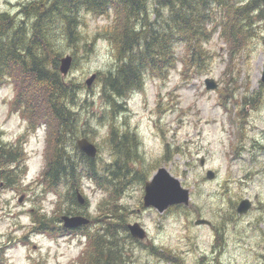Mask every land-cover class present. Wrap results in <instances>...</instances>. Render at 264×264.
<instances>
[{
	"label": "rangeland",
	"instance_id": "rangeland-1",
	"mask_svg": "<svg viewBox=\"0 0 264 264\" xmlns=\"http://www.w3.org/2000/svg\"><path fill=\"white\" fill-rule=\"evenodd\" d=\"M28 1L33 0H0V12L16 13ZM146 2L153 5L154 0ZM80 12L87 49H76V64L64 76L81 84L74 106L78 131L85 130L97 146L94 167L107 175L106 165L115 154L108 139V120L101 116L104 100L99 77L117 62L109 41L101 35L113 13L106 17L84 9ZM253 26L249 44L233 53L217 26L203 44L207 55L199 67H184L179 59L184 46L176 43L174 67L162 76L146 75L143 87L127 94L125 108L116 112V139L124 131L136 134V157L128 165L142 171L134 174L129 169L130 180H125L118 199L124 207L120 210L126 224L138 222L143 227L146 238L115 233L113 238L120 237L125 255L114 264H264V83L260 80L264 17ZM207 28H212L211 23ZM66 54L71 53L65 47ZM94 73L87 86L86 79ZM207 77L216 81L214 89L205 87ZM13 96L12 79L1 83V138L6 143L20 140L25 159L23 172L10 185L0 181V264H81L78 257L87 241L84 232L101 229L103 222L93 219L109 211L104 206L108 189L83 176V204L68 198L66 183L57 191H45L38 177L45 162L47 127L43 124L31 130L19 114L11 113ZM250 97H257V103L249 101ZM159 166L189 189L188 205L163 212L142 205L144 181ZM208 170L215 174L212 179L206 176ZM242 199H248L251 206L238 213ZM66 209L82 211L91 223L61 233L60 216ZM43 215L52 219L51 227L33 230L35 218Z\"/></svg>",
	"mask_w": 264,
	"mask_h": 264
},
{
	"label": "trees",
	"instance_id": "trees-1",
	"mask_svg": "<svg viewBox=\"0 0 264 264\" xmlns=\"http://www.w3.org/2000/svg\"><path fill=\"white\" fill-rule=\"evenodd\" d=\"M81 9L106 17L113 13L101 35L109 41L117 62L113 70L99 77L104 100L101 116L108 120V139L115 154L112 163L106 165L107 175L94 167L95 158L76 146L75 140L86 135L85 130L78 131V113L74 109L82 88L59 70L65 47L70 49L71 67L76 64V49H87L88 42H83L80 31ZM259 17H264L261 0H154L153 5L146 0H33L22 4L16 13L0 12V84L9 79L14 83L9 111L19 114L31 130L43 124L47 127L45 162L38 182L45 191H57L61 183H66L68 198L73 202H77L76 190L82 191L83 176L108 189V200L103 202L109 211L93 219L103 222L101 229L84 232L87 241L78 257L81 264L121 263L125 255L120 237L113 238L115 233L130 236L125 213L120 210L124 207L118 199L125 180H130L129 169L142 174L138 167L128 165V160L136 157V134L124 131L121 139L115 136V115L125 108L122 104L127 94L141 89L146 75L162 76L174 67L176 43L184 46L179 57L184 67H199L207 55L203 44L217 26L233 53L249 44L254 21ZM209 23L211 29L207 28ZM250 99L257 103V97ZM24 159L22 142L6 143L0 133V181L10 185L23 172ZM65 213L82 212L66 209ZM51 220L45 215L37 216L33 230L49 229ZM58 229L61 233L68 231L62 226Z\"/></svg>",
	"mask_w": 264,
	"mask_h": 264
},
{
	"label": "water",
	"instance_id": "water-1",
	"mask_svg": "<svg viewBox=\"0 0 264 264\" xmlns=\"http://www.w3.org/2000/svg\"><path fill=\"white\" fill-rule=\"evenodd\" d=\"M264 6V0H261ZM72 62V56L70 54L64 55L59 64V70L62 75H66L69 71ZM95 73L91 74L86 79V84L89 86ZM260 80L264 83V66L262 68ZM205 87L207 89H214L217 86L216 81L213 78L204 79ZM76 146L80 151L89 157H95L97 153L96 145L90 141L87 137H79L76 139ZM214 172L207 171V178L212 179ZM77 197L80 203H83L84 199L80 193H77ZM21 200V198H20ZM189 202V190L182 186L179 178L172 175L164 166L158 167L152 174L149 180L144 182V193L142 197L143 206H151L157 209L159 212L164 211L167 207L174 204L187 205ZM251 204L248 199H242L237 207L238 213H244L250 208ZM62 225L65 228H76L81 225L89 223V218L81 214H64L61 216ZM206 222V220H202ZM129 232L132 236L142 239L146 236L145 230L140 226L138 222L129 223Z\"/></svg>",
	"mask_w": 264,
	"mask_h": 264
},
{
	"label": "flooded vegetation",
	"instance_id": "flooded-vegetation-1",
	"mask_svg": "<svg viewBox=\"0 0 264 264\" xmlns=\"http://www.w3.org/2000/svg\"><path fill=\"white\" fill-rule=\"evenodd\" d=\"M82 212V211H81ZM84 214V213H83ZM81 227H78L77 229H75V230H78V229H80ZM63 234H68V233H72V231L71 230H68V231H66V230H64V232H62Z\"/></svg>",
	"mask_w": 264,
	"mask_h": 264
},
{
	"label": "bare ground",
	"instance_id": "bare-ground-1",
	"mask_svg": "<svg viewBox=\"0 0 264 264\" xmlns=\"http://www.w3.org/2000/svg\"><path fill=\"white\" fill-rule=\"evenodd\" d=\"M33 14V13H32Z\"/></svg>",
	"mask_w": 264,
	"mask_h": 264
}]
</instances>
